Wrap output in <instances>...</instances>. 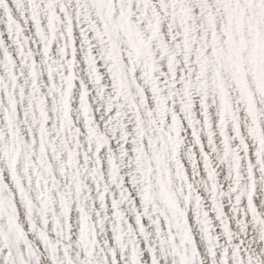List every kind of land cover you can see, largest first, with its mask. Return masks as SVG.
I'll return each mask as SVG.
<instances>
[{
    "label": "snow or ice",
    "instance_id": "6c2138e0",
    "mask_svg": "<svg viewBox=\"0 0 264 264\" xmlns=\"http://www.w3.org/2000/svg\"><path fill=\"white\" fill-rule=\"evenodd\" d=\"M0 264H264V0H0Z\"/></svg>",
    "mask_w": 264,
    "mask_h": 264
}]
</instances>
